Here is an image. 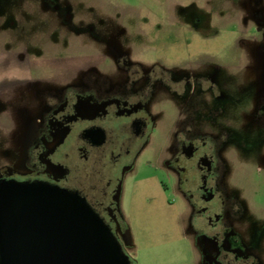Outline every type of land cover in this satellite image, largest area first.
Instances as JSON below:
<instances>
[{"label": "flooded vegetation", "instance_id": "obj_1", "mask_svg": "<svg viewBox=\"0 0 264 264\" xmlns=\"http://www.w3.org/2000/svg\"><path fill=\"white\" fill-rule=\"evenodd\" d=\"M164 1L173 38L161 44L125 37L122 0H38L43 38L31 45L0 7V128L15 152L0 159V189L78 197L135 264L122 204L156 170L183 207L194 264H264V0ZM204 9L237 32L224 53L198 55L184 38Z\"/></svg>", "mask_w": 264, "mask_h": 264}, {"label": "rangeland", "instance_id": "obj_2", "mask_svg": "<svg viewBox=\"0 0 264 264\" xmlns=\"http://www.w3.org/2000/svg\"><path fill=\"white\" fill-rule=\"evenodd\" d=\"M121 4L123 25L127 30L126 38L137 41H158L160 44L173 38L164 0H122ZM0 7L8 17L15 15L18 24L21 25L18 30L24 27L26 29V35L20 36L19 31L12 32L13 36L16 34L14 38L16 42L23 41L31 45L42 40L43 36L37 34V30L39 25L43 28L45 18L41 15L38 0H0ZM223 14L204 9L203 23L198 29V36L183 33L186 40H191V45H198V55L201 52L207 55L216 51L223 52L222 48L228 41L236 37V30L229 28L227 16ZM172 46L169 48L171 54H184L188 49L196 50L194 46L187 48L181 43H174ZM101 49L100 44H91L81 47L78 54L93 57L100 53ZM9 50L5 49L6 52ZM34 50L39 53L37 54L39 57L46 55L44 49L39 46ZM5 132L0 128V159L4 155H15L9 146L10 142L4 136ZM161 147V143H156L153 151L154 159L157 158ZM140 178L143 181L140 179L136 184L128 186L122 204V212L131 234V243H125L126 254L135 264H194L189 244L180 239L179 212L181 214L185 212L179 205L177 197L164 191L161 186L164 177L160 172L142 170ZM169 200L175 205H171ZM177 205L179 208H176Z\"/></svg>", "mask_w": 264, "mask_h": 264}, {"label": "water", "instance_id": "obj_3", "mask_svg": "<svg viewBox=\"0 0 264 264\" xmlns=\"http://www.w3.org/2000/svg\"><path fill=\"white\" fill-rule=\"evenodd\" d=\"M2 264H129L78 197L49 188L0 189Z\"/></svg>", "mask_w": 264, "mask_h": 264}]
</instances>
